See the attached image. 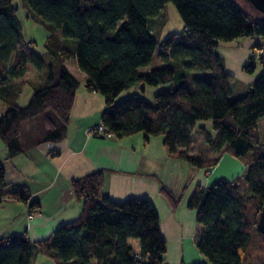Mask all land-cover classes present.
Returning <instances> with one entry per match:
<instances>
[{
  "label": "trees",
  "instance_id": "16d2710c",
  "mask_svg": "<svg viewBox=\"0 0 264 264\" xmlns=\"http://www.w3.org/2000/svg\"><path fill=\"white\" fill-rule=\"evenodd\" d=\"M168 2L175 4L184 26L158 42L148 19ZM22 5L49 32L46 53L25 41L14 0H0V96L36 76L45 74V80L27 105L10 103L0 114L8 158L24 151L23 129L35 118L43 123V141L65 137L79 87L66 66L74 59L85 74L86 89L106 97L101 124L107 134L163 135L170 156L205 169L217 165L224 151L246 164L245 173L234 179L198 185L188 207L197 211L201 227L197 248L212 264H264V235L258 228L264 205V143L258 130L264 118V56L251 55L243 70L254 74L259 63L262 72L246 92L233 96L234 78L217 50L221 42L247 38H257L253 49L261 50L264 21L239 0H22ZM157 44L161 64L154 67ZM141 83L172 86L156 93L153 102L138 94L114 102ZM199 120H211L216 130L212 136L205 126L199 128L205 149L216 150L215 157L190 154ZM8 184L0 161V201ZM70 184L82 202L80 216L35 245L25 232L0 236V264H31L35 246L54 264H164L167 243L151 201H112L103 192L99 170ZM161 193L173 209L180 204L181 194L167 186ZM19 199L27 202L29 195Z\"/></svg>",
  "mask_w": 264,
  "mask_h": 264
},
{
  "label": "crops",
  "instance_id": "0c3cea01",
  "mask_svg": "<svg viewBox=\"0 0 264 264\" xmlns=\"http://www.w3.org/2000/svg\"><path fill=\"white\" fill-rule=\"evenodd\" d=\"M17 8L25 41L31 42L34 47L35 35H38L44 49L37 51L45 54L44 44L49 32L32 20L26 8ZM220 44L217 50L225 60L227 72L234 78L231 84L233 96L243 94L256 79L253 74L246 73L243 67L253 53L264 56V47L262 51L253 49L255 44H259L257 38L226 42L225 47L221 48ZM70 64H73V69H70ZM66 66L79 80V87L65 137L58 142L43 141L40 133L44 129L43 123L35 118L23 129L22 153L8 158V150L0 142V161L6 168L7 182L10 183L5 187L0 201V236L8 238L25 232L34 245L49 238L58 227L76 220L81 214L82 202L74 196L71 179L99 170L104 176L103 192L112 201L139 198L153 203L160 220L161 236L167 243L164 264H212L197 248L201 227L196 221L197 214L191 211L188 202L198 185L208 186L214 168L226 151L220 154L217 165L205 169L170 156L163 135H151L146 139L144 133L112 135L109 138L91 134L90 130L101 124V116L107 106L106 97L86 89L85 74L74 59L67 61ZM237 77L242 80L237 81ZM44 80L45 74L39 75L23 86L18 85L1 94L0 112L7 110L10 103L27 105L34 90ZM240 84L247 88L235 89V85ZM6 87L9 88V85ZM117 98L115 103L118 102ZM258 130L260 141L264 143V118L259 121ZM192 147L190 154L197 158L217 155V151L212 149L206 150L204 154H195ZM204 176L209 178L205 179ZM162 186L182 195L175 209L161 193ZM22 193L29 195L27 202L19 199ZM35 202L38 205L31 207ZM30 214L32 217H29ZM31 264L54 262L35 246Z\"/></svg>",
  "mask_w": 264,
  "mask_h": 264
},
{
  "label": "rangeland",
  "instance_id": "374dc122",
  "mask_svg": "<svg viewBox=\"0 0 264 264\" xmlns=\"http://www.w3.org/2000/svg\"><path fill=\"white\" fill-rule=\"evenodd\" d=\"M14 3L17 6H19L20 9H21V7H23L21 5L22 0H14ZM148 24H149V27H150L149 29H150L152 36L158 42L161 41L164 37H166L169 34L181 31L183 29V26H184L183 20L180 16V13H179L177 7L175 6V4L173 2L166 3V5L164 6V8L162 9L161 13L158 16L148 19ZM35 37H36L35 38L36 45L34 46L35 49L43 51V49H44L43 44H41L39 36L35 35ZM225 44H226V42H223L222 45L220 44V48L225 47ZM159 52H160V46H159V44H157L155 54L153 57V61L151 63V65H153L154 67H157L161 64ZM72 65L70 64V69H73ZM196 72H198V74H200L201 77H204V78H208L211 76L210 75L211 73L208 71H196ZM261 72H262L261 65L259 63H257L256 71L254 72L253 76L258 77ZM237 79H238L237 81L242 80L240 77H237ZM142 86L145 87L144 90L142 89L143 88ZM171 86H172V83L159 84V85H147V84L141 83V85H135V86L123 91V93H121L122 95L120 94L118 96V98H117L118 102H116V103L122 102L123 100H125L126 98L130 97L133 94L141 95V96L145 97L146 99H148L149 101L153 102L154 101V95L156 93L168 90ZM237 87L239 89L247 88V86L243 85V84L235 85V89ZM159 88H163V90L159 89ZM6 109H7V107H6ZM4 111L5 110H3V112ZM3 112H0V114ZM202 126H205L207 128V131L212 136L216 135V130L213 129L211 120H199V121H197L195 129L192 133V137H193L192 149L195 152V154H197V153H203L204 154L206 152V149H205L206 143L204 141L205 133L203 132L202 129H199ZM262 138H264V130L262 132ZM0 142H3V141L0 139ZM246 168H247V166L245 163H243L241 160H239L238 158H236L232 154L226 152L223 155V157L221 158L219 164L214 168V171H213L211 178H209V176H207V177L204 176V178L205 179L209 178V180H208L209 182L207 183V185L209 186V185H212L213 183H215L216 181H218V179H220V178H225V179H229V180L234 179L237 176L245 173ZM203 173H204V171H202V174ZM184 187L185 186H183V188ZM191 211L192 212L194 211V213L196 215L197 211L195 209H191Z\"/></svg>",
  "mask_w": 264,
  "mask_h": 264
},
{
  "label": "water",
  "instance_id": "95a60500",
  "mask_svg": "<svg viewBox=\"0 0 264 264\" xmlns=\"http://www.w3.org/2000/svg\"><path fill=\"white\" fill-rule=\"evenodd\" d=\"M241 1L250 11L255 13L258 18L264 21V0H239ZM258 228L264 235V205L262 206L261 212L258 217Z\"/></svg>",
  "mask_w": 264,
  "mask_h": 264
},
{
  "label": "built area",
  "instance_id": "2783aa9c",
  "mask_svg": "<svg viewBox=\"0 0 264 264\" xmlns=\"http://www.w3.org/2000/svg\"><path fill=\"white\" fill-rule=\"evenodd\" d=\"M91 134L99 137H111L110 134H107L105 131V128L102 124H99L98 126L93 127L91 130ZM29 217H32V214L29 215Z\"/></svg>",
  "mask_w": 264,
  "mask_h": 264
}]
</instances>
